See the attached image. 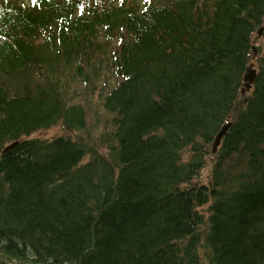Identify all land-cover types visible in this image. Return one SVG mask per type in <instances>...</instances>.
Returning <instances> with one entry per match:
<instances>
[{"label": "trees", "instance_id": "obj_1", "mask_svg": "<svg viewBox=\"0 0 264 264\" xmlns=\"http://www.w3.org/2000/svg\"><path fill=\"white\" fill-rule=\"evenodd\" d=\"M19 262L264 264V0H0V264Z\"/></svg>", "mask_w": 264, "mask_h": 264}, {"label": "water", "instance_id": "obj_2", "mask_svg": "<svg viewBox=\"0 0 264 264\" xmlns=\"http://www.w3.org/2000/svg\"><path fill=\"white\" fill-rule=\"evenodd\" d=\"M254 77H255V70H250L249 67L247 68V71L245 73V76H244V80L247 82H251L254 80ZM249 84L248 83H245V86H248ZM227 128V125L223 126L220 130V132L217 134L216 138H215V141H214V146L218 143L221 135L225 132ZM16 144V142H13L12 144H10L9 146H7L4 150L7 151L9 150L10 148L14 147Z\"/></svg>", "mask_w": 264, "mask_h": 264}, {"label": "rangeland", "instance_id": "obj_3", "mask_svg": "<svg viewBox=\"0 0 264 264\" xmlns=\"http://www.w3.org/2000/svg\"><path fill=\"white\" fill-rule=\"evenodd\" d=\"M58 131L59 130L57 128H51V129H48V130L40 131V132L36 133L35 135L36 136H40V137H51V136L57 134ZM200 179H202V180L205 179L204 172H203L202 177Z\"/></svg>", "mask_w": 264, "mask_h": 264}]
</instances>
